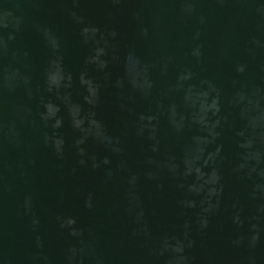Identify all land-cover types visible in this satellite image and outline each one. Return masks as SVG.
Returning <instances> with one entry per match:
<instances>
[{"label": "water", "instance_id": "obj_1", "mask_svg": "<svg viewBox=\"0 0 264 264\" xmlns=\"http://www.w3.org/2000/svg\"><path fill=\"white\" fill-rule=\"evenodd\" d=\"M0 264H264V0H0Z\"/></svg>", "mask_w": 264, "mask_h": 264}]
</instances>
